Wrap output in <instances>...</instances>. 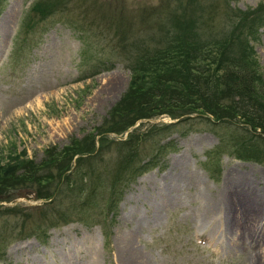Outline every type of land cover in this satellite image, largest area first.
Segmentation results:
<instances>
[{"label":"rangeland","instance_id":"obj_1","mask_svg":"<svg viewBox=\"0 0 264 264\" xmlns=\"http://www.w3.org/2000/svg\"><path fill=\"white\" fill-rule=\"evenodd\" d=\"M36 2L44 14L28 13ZM188 4L0 0V171L37 165L71 139L93 143L54 183L1 187L0 264H120L123 254L141 255L140 264H264V150L261 164L239 159L240 139L257 144L240 124L162 114L95 134L128 87L127 64L162 46ZM188 6L208 35L230 29L232 9L252 12L264 0ZM251 32L264 80V26ZM111 180L121 192L108 209Z\"/></svg>","mask_w":264,"mask_h":264},{"label":"trees","instance_id":"obj_2","mask_svg":"<svg viewBox=\"0 0 264 264\" xmlns=\"http://www.w3.org/2000/svg\"><path fill=\"white\" fill-rule=\"evenodd\" d=\"M188 1L193 4V0ZM43 6L36 2L28 8V13L44 14ZM187 10L185 13L182 11L178 19L172 22V30L161 29L162 46L137 54L134 63L131 66L127 64L130 70L128 87L107 113L106 120L96 128L95 134H118L139 119H150L162 114L171 120L183 117H186L183 120H188L195 115L222 124L234 122L240 124L246 134H250L248 141H257L256 145L249 146V142L240 139L235 150L241 154L239 159H252L261 164L263 161L256 150L259 151L260 145L264 150V80L248 38L256 25L264 26V7L252 12L232 9L235 21L232 20L230 29L208 35L202 34L197 28L196 19L190 15L187 17ZM24 25L25 21L22 27ZM119 43H124V40L120 39ZM87 143L90 148H84ZM91 146L93 143L91 145L84 138L71 139L61 149L48 148L37 165L29 162L18 164L14 170L8 171L9 175L0 171V189L2 186L7 187V181L30 184L31 181H37L40 185L52 183L56 175L57 179L66 175L71 169L73 158L90 152L93 149ZM218 149L209 152V155L217 154ZM129 160L130 157L123 160L124 167L130 164ZM147 165H150L149 161L148 164H141L139 169L147 170ZM129 171L134 174L132 169ZM17 187L22 190L25 186L20 184ZM38 188L43 197L50 196L47 190L44 191L46 187ZM109 190L114 193L108 209H113L118 204L121 190L118 184L114 189L113 180Z\"/></svg>","mask_w":264,"mask_h":264},{"label":"bare ground","instance_id":"obj_3","mask_svg":"<svg viewBox=\"0 0 264 264\" xmlns=\"http://www.w3.org/2000/svg\"><path fill=\"white\" fill-rule=\"evenodd\" d=\"M120 240V239H119ZM124 240V239H123ZM125 247L127 248V245H125ZM123 250V249H122ZM120 253V252H119ZM139 253V252H138ZM129 254V253H128ZM135 254V253H134ZM132 255V254H131ZM141 255L139 254H135L134 258H132L133 256H131L130 258H126V256L123 254V258H121V263L120 264H140L142 263V258L140 257Z\"/></svg>","mask_w":264,"mask_h":264}]
</instances>
